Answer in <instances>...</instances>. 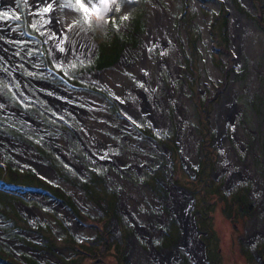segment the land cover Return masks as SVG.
<instances>
[{"label": "rangeland", "instance_id": "374dc122", "mask_svg": "<svg viewBox=\"0 0 264 264\" xmlns=\"http://www.w3.org/2000/svg\"><path fill=\"white\" fill-rule=\"evenodd\" d=\"M82 2L89 7L88 13L76 0H0V119L21 122L29 131L42 133L57 126L53 124L55 117L64 116L57 122L70 130L56 135L47 131L55 138L47 142L78 173L86 174V162L77 161L71 153L70 141L79 142L89 161L104 170L107 192L97 191L94 196L98 198H89L79 187L58 179L34 148L1 131L0 165L4 168V162L8 161L12 166L31 168L59 184L63 181L62 187L82 210L95 214L103 209L106 215L83 221L60 200L57 199L63 207L52 201L47 192H29L26 190L32 188L24 186L17 187L22 196L5 190L20 197V202L14 200L15 207L32 225L46 222L48 216L33 207L31 201L51 208L63 221L61 225L66 226L67 239L72 234L82 241L74 250L78 256L76 264H200L181 245L184 231L175 206L183 204L173 197L175 186L191 196L188 207L186 202L183 206L194 220L206 264H264V191L257 188V182L264 186V0ZM151 3L156 4L160 13L171 16L174 37L169 38L168 46L149 39ZM234 13L254 23L262 36L255 35L251 43L253 35L248 24L240 27L237 20L234 27ZM207 22L209 41L203 28ZM224 30L228 41L224 40ZM153 31L152 28L151 37ZM117 32L129 38L133 34L136 39L117 52L113 44ZM70 37L83 39L86 49L67 48ZM39 46L47 49L60 67L68 72L71 69L79 81L98 87L103 93L62 83L50 84L37 77L40 68L46 71L38 57ZM144 49L158 67L153 84L131 68ZM98 55L100 64L93 63L89 69L82 66ZM165 56L173 58L175 70L170 69L168 61L166 64ZM119 62H122L120 72L130 87L121 79H111ZM24 66L30 71L25 72ZM144 72L153 79L152 72ZM62 79L76 84L66 76ZM7 83L26 102L41 97L53 121L44 124L18 106L1 87ZM231 84L236 85L233 100L240 106L235 113V126L245 138L235 137L230 122L226 123V137L241 163L251 160L259 181L243 175L240 167L235 166L240 174L233 173L232 165L219 170L220 165L229 162L221 161L220 127L214 124L213 113ZM137 90L144 93L145 100ZM176 93L189 100L191 114L178 103ZM155 134L162 138H156ZM182 136L190 137L195 145L194 154L189 153ZM44 168L51 173L46 174ZM0 185L16 186L6 181L2 170ZM147 188L156 200L151 199ZM112 212L115 218L111 216L108 220ZM118 220L122 221L120 227ZM251 224L257 229L253 237L249 236ZM58 228L61 230L56 231L62 232L60 237L64 238L61 226ZM26 234L39 244L25 239L20 242L10 234L3 235L4 242L15 251H26L42 264H61L69 259L71 250L66 241L55 251H49L39 233L26 231ZM109 235L113 238L109 245L121 244L113 248L101 244L100 253L98 248L87 246V242L97 244L101 236Z\"/></svg>", "mask_w": 264, "mask_h": 264}, {"label": "trees", "instance_id": "16d2710c", "mask_svg": "<svg viewBox=\"0 0 264 264\" xmlns=\"http://www.w3.org/2000/svg\"><path fill=\"white\" fill-rule=\"evenodd\" d=\"M28 26L31 27L33 25L28 24ZM124 34H129V33H124ZM223 34H224V40L228 41V38L225 35V30L223 31ZM114 39L115 41L113 44L117 48L115 50H117V52H120L123 45L128 44L129 41H133L136 38L133 36V34L131 38H129L117 32L115 34ZM41 46L37 47V50L40 49V54H42V56H40L39 54L38 57L43 62V69H46V71H42V69L40 68V72L36 74L37 77H40L43 81H46L51 84L62 83L68 86L87 88V90L93 89L94 91H99L103 93L102 89L98 87L95 88L94 86L84 81H79L77 79V76L73 75L72 72H70L71 69L68 72L63 67H60L57 63H55L51 59L50 55L47 54V49H44V48L41 49ZM222 47L225 49L227 48L224 43ZM99 57L100 55L95 56L93 61L88 62L86 63V65L84 64L82 66L87 67L89 69L93 63H95L96 65L100 64L102 61L100 60ZM189 63H190V66H192V62L190 61ZM101 67L102 66H99V69ZM23 69L25 70V72L30 71V69L27 66H24ZM188 72L191 73L190 71ZM63 76L68 77L71 81L75 82L76 84L63 80L62 79ZM1 87L4 90V93L5 94L7 93L9 98H13L20 104L18 106H21L24 110H26L32 116H37L44 124H46L48 121H53V118L50 117L48 113L45 111V109L43 108L44 102L42 101L43 99L41 97L37 96L36 97L37 100L32 99V101L26 102L22 100L21 98H19L18 95H16L15 91L13 90V88L10 86L9 83H7L5 86L1 85ZM0 115L2 114L0 113ZM53 123H57L56 118H55V122ZM0 130L4 132V134L14 138L15 140H18L22 143H26L29 147L31 146L32 148H34L42 156V158L47 162V164L54 169L58 178H61L64 182H67L68 184L79 187L89 198L95 197L94 194L97 193V191L107 192L105 189L107 185L105 184L106 177H105L104 170L97 165H93L89 161V159L87 158L86 152L83 149H81V145H79V142H77L75 139L71 140V144H72L71 151H72L74 158H76L77 161L81 160V161L86 162L85 164L86 174L78 173L72 165L66 163L52 149V147L47 144L46 132L40 133L36 131H29L28 129L24 127L23 123L15 122V121L10 122L9 120L5 118L0 119ZM68 130H70V128L67 129V131ZM54 132L55 133L60 132L59 127L55 128ZM166 135L169 136L168 134ZM154 136L156 138L157 137L162 138V136H159L157 134H155ZM76 143H78V145ZM78 146H79V149H78ZM7 156L11 157L10 153H7ZM4 163L6 165L4 168L0 165V171L2 170L5 173L6 181L13 182L16 185V187L24 186L26 188H32L35 190H43L47 192V194L50 195L51 198H56L60 200L66 207L70 209V211L76 217H78L79 219L83 221H92V218H96V217H98L99 219H102L106 215V212L103 209H101L99 212H96L95 214L82 210L75 203V201L72 199L70 194L57 181H51L37 174L31 168H22L19 166H12L10 165L8 161H5ZM112 194L114 197L115 192H113ZM102 197H104V199H108L104 195H102ZM3 198L6 199L7 202L5 200H2ZM19 198L20 197L18 195L10 194L6 192L5 190L0 189V264H42L41 262L38 261L37 258L33 257L32 255L26 254V251H15L8 243L4 242L5 237H3V235L4 236L13 235V237L19 240L20 242H24V239H25V240L33 242L34 244H39L37 241H35V239L29 238L26 234V231L39 233L41 236L40 240L43 241L42 244L47 249H49V251H55L57 247H60L59 244H62L64 243V241H66L70 245L71 255L69 259H67L66 263L63 262L61 264H76L75 260L76 258H78V256L74 253V250L76 247H79L82 244V241H77L79 239L73 236L72 234H70L69 238L67 239V236H66L67 228L66 226L64 227L61 225V222L63 221L59 219L56 214L53 213V210L51 208H49L45 204H42L39 201H31L32 202L31 205H33V207L36 206L41 212L45 213L48 216V220L44 223L35 222L32 225L29 222V220L20 212L19 207L17 206L16 208L14 205V200L16 202H20ZM95 198H98V197H95ZM115 198L112 200L114 207H115V203H114ZM98 201L100 203H102L103 201L106 206H109V203H107L104 200L98 199ZM2 202H5V203H2ZM94 203H96L99 206V203L97 202H94ZM111 216H114V212H112V214L109 215L108 220H110L109 218ZM121 222L122 221L120 220V222L118 223L119 227L121 225ZM59 225L61 226L62 231H64L63 232V236H65L64 238L60 237L61 236L60 234L62 232L60 233L56 231V230L58 231L61 230L60 228H58ZM104 234H106V229L104 230ZM20 238H23V239H20ZM101 239H102L101 242H98L97 244H94V243L91 244L87 242V246L90 248H95V247L98 248V253H100L101 244H104V246H109V248H113L116 246L118 247L119 244H121L120 242L119 243L113 242V246L109 245L111 244L113 240L112 236L110 235L108 237L101 236ZM57 242H60V243H57ZM29 247H32V246H29ZM13 251L16 254H14ZM62 257L66 258L64 256ZM69 260H71V262ZM44 264H60V263L48 262Z\"/></svg>", "mask_w": 264, "mask_h": 264}, {"label": "bare ground", "instance_id": "6f19581e", "mask_svg": "<svg viewBox=\"0 0 264 264\" xmlns=\"http://www.w3.org/2000/svg\"><path fill=\"white\" fill-rule=\"evenodd\" d=\"M38 1H41V0H38ZM53 1H57V0H53ZM56 5H57V2H56ZM53 10H55V8ZM56 11L59 12L58 7L56 8ZM232 18H233L234 27H237V24H239V23H241L240 27H243L245 24H248L247 26L250 28L252 35H253L251 38V43L254 42L255 35L262 36L261 31L256 27V25L254 23H252L250 21H246L245 19H243L242 17L238 16L235 13L233 14ZM170 19H171V16L169 15V13H160L156 7V4L151 3L150 4V36H149V39L152 40V38H154L153 40L159 41L162 44V46H168L169 38L174 37V31L171 27L172 25H171ZM236 21H237V24H236ZM156 25H158V27H159L158 29L155 28ZM152 28L155 29V32L154 31L152 32V37H151ZM203 28H204V32L206 34V40L209 41V37H208L209 25H208V22L203 24ZM235 44H236V42H235ZM66 46H67V48H73L74 50L78 51L80 49H86V42L81 38L70 37ZM201 46L203 47V44H201ZM144 50H145L144 54L140 57L137 64L131 65V68L139 77H143V78H145V80H148V81H149V79L152 80L151 83L153 84V82H154L153 80H156V77H157L158 67L155 66L152 63L151 59L148 57L147 50L146 49H144ZM165 58H166V60H165L166 64H167V61L169 62L170 69L172 71L175 70L176 69V63L173 60V58H170V56L169 57L165 56ZM121 65H122V62H119V64L115 67L116 73L112 76L111 79H121L130 87V85H129L130 82L120 72ZM212 69L214 72H216V70L214 68H212ZM145 70H148L150 73L152 72L154 74L153 79H151V78H149V76H147L148 72L147 73L144 72ZM113 82L115 84V81H113ZM236 89H237L236 85L231 84V86L224 93L221 103L216 105L215 111L213 113L214 124H216L220 127V133H219V139L218 140H219V142L222 146V149H223L221 161L228 160L227 162H229L228 164L220 165L219 170L224 171V170L228 169V167L230 165H232L233 166L232 167L233 173L240 174V172H241V173H243V175H246V176H249L252 178H256V179H258L257 181H259L257 171H256L254 165L252 164L251 160H248L244 164L241 163L236 158L234 151L231 147V144L229 143V141L226 137V130H225L226 129V123L230 122L233 124L235 137L239 140H242L243 138H245L242 130L235 126V121H236L235 113L237 111V108H240V106L238 104H236L233 100L235 97L236 91H237ZM138 94L142 95L143 100H145V95L141 90L138 91ZM176 97L178 99V103L185 109V111L187 113L191 114L192 108L189 104V100L184 95H181L178 93H176ZM230 106H232V108ZM230 110H232L231 113H230ZM181 138L184 140V143L186 142L185 147H187L189 149V153L193 152L192 154H194L195 153V145L193 143H191L190 137L189 136H182ZM235 166L240 167L241 171L239 172V170H237V168L235 169ZM43 171L46 174L51 173L48 168H44ZM259 187L261 189H263V191H264V186L260 185L257 182V188L259 189ZM148 193H149L151 199L156 200V196L149 189H148ZM172 193H173V197H177L182 202L183 205L186 202L187 207H188L189 202L191 200L190 199L191 196L189 195V193L186 190L178 189L177 187L173 186ZM57 205L62 206L60 203H57ZM183 205H181L180 203H177L175 206V209L178 212L179 218L182 222V228L184 231L182 239H181V245L183 248H185L189 252V254L192 256V258L195 262L200 263V264H206V260H204L205 259L204 246H203V244H201V242L199 241V238L197 237V231L195 229L194 220L192 218V215L189 214L187 207L185 208ZM256 231H257V229H255V226L251 224L249 227V236L253 237ZM262 233H264V231ZM174 251L177 252L176 249H174Z\"/></svg>", "mask_w": 264, "mask_h": 264}, {"label": "flooded vegetation", "instance_id": "af4514ba", "mask_svg": "<svg viewBox=\"0 0 264 264\" xmlns=\"http://www.w3.org/2000/svg\"><path fill=\"white\" fill-rule=\"evenodd\" d=\"M46 82V81H45ZM51 84V83H50ZM44 102V104H43V108L45 109V111H48V106H47V104L45 103V101H43ZM62 117H64V116H61V118L60 117H55L56 118V121H58V119L60 120V119H62ZM61 121V120H60ZM62 122H60V125L58 124V122L57 123H53L54 125H57L56 127H54L53 129H51V128H47L46 129V131L45 132H47V131H49V130H52L53 131V135H56L57 133H60V132H63V131H67V127H66V125H62L61 124ZM57 127H59V129H60V132H54V130H55V128H57ZM1 131V130H0ZM2 132V131H1ZM4 133V132H3ZM47 134V133H46ZM46 139L48 140H52V141H54L55 140V138H52V135L50 136L49 134H47L46 135ZM14 139V138H13ZM15 140V139H14ZM46 140V141H47ZM72 140H74V139H72ZM15 141H17V142H20V141H18V140H15ZM71 142V141H70ZM20 143H22V142H20ZM22 144H24L25 146L27 145L26 143H22ZM47 144L49 145V142H47ZM28 146V145H27ZM50 146V145H49ZM51 147H52V149L56 152V150H55V147L54 146H52L51 145ZM72 150V149H71ZM57 153V152H56ZM71 153H72V151H71ZM58 154V153H57ZM59 155V154H58ZM60 156V155H59ZM61 157V156H60ZM62 158V157H61ZM3 159H1V161H2ZM0 187H1V189H3V188H6V187H2L1 185H0ZM11 188H15L16 190H17V187L16 186H14V187H11ZM5 190V189H4ZM6 191H8V190H6ZM11 192H13V191H11ZM19 192V191H18ZM21 192V191H20ZM13 193H16V192H13ZM18 194V193H17Z\"/></svg>", "mask_w": 264, "mask_h": 264}, {"label": "water", "instance_id": "95a60500", "mask_svg": "<svg viewBox=\"0 0 264 264\" xmlns=\"http://www.w3.org/2000/svg\"><path fill=\"white\" fill-rule=\"evenodd\" d=\"M61 185L64 186L63 181L61 182ZM3 189L8 190V191H13V192H16V193H18V194H22V195H23V193L18 192V190H16L15 188L6 187V188H3ZM26 191H29V192H37V193H40V194L44 193V191H42V190H32V189H31V190H26ZM52 201H55V202H57V203H60V204L63 206V204H62L60 201H58L57 199H54V198H53Z\"/></svg>", "mask_w": 264, "mask_h": 264}, {"label": "snow or ice", "instance_id": "6c2138e0", "mask_svg": "<svg viewBox=\"0 0 264 264\" xmlns=\"http://www.w3.org/2000/svg\"><path fill=\"white\" fill-rule=\"evenodd\" d=\"M77 4L79 5V7L81 9H83V11L85 13H88L89 12V7L86 6V3L85 2H82V0H76ZM87 4H92L93 3V0H86ZM45 11H47V9H45ZM97 14H98V10H97Z\"/></svg>", "mask_w": 264, "mask_h": 264}, {"label": "crops", "instance_id": "0c3cea01", "mask_svg": "<svg viewBox=\"0 0 264 264\" xmlns=\"http://www.w3.org/2000/svg\"><path fill=\"white\" fill-rule=\"evenodd\" d=\"M4 158V157H3ZM51 167V166H50ZM51 169L54 171V169L51 167ZM54 173H55V171H54ZM56 174V173H55ZM59 179V178H58ZM62 186V185H61ZM32 190H35V189H32ZM18 195H21L22 196V194H18ZM53 199V198H52Z\"/></svg>", "mask_w": 264, "mask_h": 264}]
</instances>
